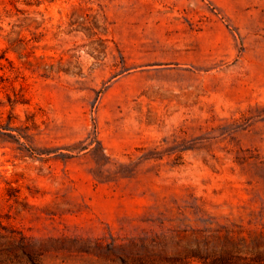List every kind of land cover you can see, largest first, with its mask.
<instances>
[{
  "label": "rangeland",
  "instance_id": "obj_1",
  "mask_svg": "<svg viewBox=\"0 0 264 264\" xmlns=\"http://www.w3.org/2000/svg\"><path fill=\"white\" fill-rule=\"evenodd\" d=\"M0 264H264V0H0Z\"/></svg>",
  "mask_w": 264,
  "mask_h": 264
}]
</instances>
